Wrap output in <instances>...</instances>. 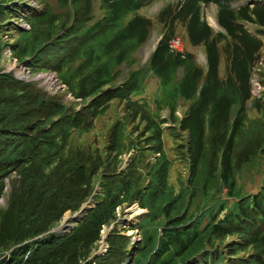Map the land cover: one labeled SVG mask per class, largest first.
Segmentation results:
<instances>
[{
    "label": "trees",
    "instance_id": "trees-1",
    "mask_svg": "<svg viewBox=\"0 0 264 264\" xmlns=\"http://www.w3.org/2000/svg\"><path fill=\"white\" fill-rule=\"evenodd\" d=\"M199 1V0H198ZM197 0H194L192 3H190V7L195 5L196 3H199ZM205 1V0H202ZM62 3H64V0H61ZM141 0H133L132 4H128L127 0H121V4L118 5L116 8V11L113 9L114 13H110V19L115 22L117 30L115 33H108L103 31H94V33H97L100 35V37L106 42L107 44V51L103 52L102 55L104 56H110L111 62L110 64L107 63V66L109 68L114 69L118 65V56H120V59H125L127 57L128 52L130 51V47L136 43L139 39H141L144 35V25L142 22L137 21L134 23L130 28L128 29H121L119 27V17H117L115 14L119 13L123 8L133 10L134 6H136ZM84 13L88 10V2L85 0L82 2V9ZM188 14L191 15L194 20L193 23H191L192 26V35L195 39H197L202 33H203V24L201 22V15L200 11H191L190 9L187 10ZM3 14H6V11L1 12L2 17ZM77 16H80V12H77ZM22 17V16H21ZM200 21V24H199ZM229 21V20H228ZM199 24L201 27L199 30L194 31L193 26L194 24ZM225 24L229 27L230 25L225 22ZM0 34H5V27H0ZM19 34L26 35L28 38H30L29 33H23L19 32ZM50 37V35L48 36ZM68 34H65L63 38L66 40V47L68 45L67 41ZM20 41V40H19ZM120 41L124 42V46L120 47ZM33 44L34 47L30 48V52H28L27 48H22L21 51L23 53H20V57L16 55H12L14 58L18 60V62L22 59V56H33L34 52L41 47L42 41H38L35 37H33ZM246 47L244 48L243 52L236 56L235 59V68L236 73L238 75L239 80L242 82L241 87L239 90H234V92H227L224 93L219 89V87L216 85L215 81L212 79L209 83V86L204 89V91L201 94V97L197 101V104L200 107H204L205 105L214 104V124L215 127H219L221 124L222 117L227 112L230 99L235 97H239L241 94H245L247 92V86L245 83V78L248 74V68L249 63L253 59L255 50L257 49V44L252 41L251 39L244 40ZM18 44V43H17ZM57 44V43H55ZM54 44V45H55ZM83 46V44H82ZM51 47H44L42 50H40L35 56H33V60H30L29 63H26L25 65L32 71H56L58 73L60 67L64 65L67 61H69L72 57L78 55V56H84L86 60V64L84 67H82L77 74H81L84 70V79L80 82L78 85L79 88V94L77 97L81 98L83 102L85 100L92 96L97 97L95 98L89 107L84 108V114L86 117H81L79 115H74L73 119H68L71 114H68V117H61L59 116L62 103L57 101H52L51 103H37L39 100V96L34 97L33 92L27 93L24 89H20V83L15 80H1L0 81V89L6 90L7 94L13 95L15 94L16 97L19 95V98L10 99L9 101L12 104H15V107H19L24 112H26L25 115H21L20 111L16 110L17 108H14V113H16L15 117L13 118V125L16 126L17 124L22 125L24 127V130H29L30 132L25 137V149L17 148L13 144L9 147L7 152V159L9 162H12L14 167H16V154L21 153L20 156V164L22 172L20 174L19 179L17 180L22 188L26 189L28 191V196L26 197L27 203H35L33 198L31 197L33 195V189L37 187L40 183L41 177H44V179H41L46 184H54L56 179H60L61 175L63 173V170L66 166H69V159L64 160L63 158V150L65 148V144L63 143L64 139L67 137L68 132L74 127L78 126L79 124L83 127L84 130H80L82 132L90 131L92 127V123L89 121L88 116H94L97 111L101 110L100 107L104 105V103L107 102L108 99H115L116 97L120 96H127L129 92L131 91L132 87H125L123 89L117 90L113 89L112 87L108 88L106 91L101 92V89L103 86L108 84L110 82L109 77V69L105 65L103 61H101L102 55L98 53L95 49L89 50L86 54H84V49H78L76 50V46H74L72 52L66 51L65 54H62L61 52H55L52 51V56L59 55L61 57H48L47 55V49ZM18 49V46L16 50ZM13 53V51H12ZM117 53V54H116ZM105 58V57H104ZM214 60V52H211V62ZM181 61L178 57L171 58L170 56V50L168 47L163 48L159 54L155 56V59L152 63L153 70L162 76L164 80H167L170 75L173 72L174 65L180 64ZM165 71H168V73H165ZM3 79V78H0ZM138 80V77L135 76L133 79V85H136V82ZM66 85L68 86V90L70 91V86L68 83V80L65 81ZM193 87L194 83H190L186 86L184 92L187 90V96L190 97L193 93ZM239 85L236 82H232V88H238ZM167 92L164 91V97L167 96ZM7 97V96H6ZM161 101L163 103H167V98H161ZM6 100H3V103H6ZM9 103V102H7ZM17 105V106H16ZM43 108V110H41ZM200 108V109H202ZM138 106L134 104H128L127 112L129 110L133 111V113L138 112ZM35 112V115H32L30 112ZM131 113V112H130ZM132 115V113H131ZM9 116V114L6 111H0V128L4 129L3 122L6 120V118ZM53 116V120L51 123H48V120ZM134 116V115H132ZM0 129V130H1ZM35 130H40V134L33 136L32 134L35 132ZM228 130H222V134L226 135ZM216 136H219L220 131L215 130ZM60 136V139H59ZM55 140H60L58 142H55ZM192 142H193V148H194V157H196L198 149L200 147L199 145V133L197 130H193L192 128ZM156 151H158V140L156 139ZM224 148H226L224 144ZM3 149L0 146V152H2ZM226 154H228L227 150L224 151ZM55 153V154H54ZM54 154V156H53ZM61 156L63 159V164L57 163L54 164V159ZM239 169L238 163L235 167V169L229 170V181L224 180L222 182L221 187H224V189L228 190L229 195L235 196L236 199H244L243 197L246 196V194H241L240 190L236 189L235 181L232 180V173L234 171H237ZM164 173V170H161V173L158 177L155 179V185H151L149 188H155L156 191L157 188L160 191H164L162 187H164V176L161 175ZM82 176L85 175V171L81 173ZM77 175V178L82 180L84 177ZM110 179L112 182H104L103 187L101 188V193L97 197L96 200H99L104 197H110L115 191H120L124 197V199H127L131 194V180H130V174L128 175H121L119 178L116 179ZM119 179V180H118ZM71 185H77V182L70 181ZM3 184V183H2ZM0 184V193L2 192V188L4 185ZM151 192L149 190L144 189V191L141 193L143 196L140 198V206L143 209L147 210V216L149 219L153 222H156L160 217L168 218L172 213L175 212L174 216L176 219L181 220L183 223H186L184 213V205L180 208V204L176 207V201L172 198L166 199L165 192ZM194 192V191H191ZM190 192V193H191ZM62 193L61 189H57L54 187L50 188V191L41 188V195H45V198L49 200V195H53L55 197V201L53 203L48 202L46 206H43L39 209H36V204L34 206V209L32 212L29 213V217H31L32 221H38L41 222V226L46 227L48 226V223H50L51 220H58L59 217L62 215V213L65 211V209L71 207L73 210L77 209L74 207V200H80L82 201L85 199L86 196L78 195L76 192L75 187L68 193V195L72 196V202L68 203L67 198L63 201H61L60 205L56 202L60 198V195ZM91 191H86L85 195H89ZM62 199V197H61ZM186 199V197L183 198V201ZM142 201H146L145 204L142 203ZM219 201L218 206L214 211H212V208L214 206V203L210 204L209 207L206 209V206H202L200 210V213L196 211V222L197 226L200 224V220L203 217H206L209 221L212 222L214 218L216 219H222L226 221L230 227L240 236V238L245 242L244 247H240L237 245L235 247L236 251L244 250L247 245L252 246L254 249L253 254V260H255V264H261L262 260L260 259V256H264V231H260L259 228L254 226H249L244 223H239V227L234 225V218H238L235 209L230 210H224L222 202ZM75 208V209H74ZM238 210L241 211L242 216H248L249 212L247 209V202L246 200L242 201V204L238 205ZM225 211V214L223 216H220L221 212ZM114 220V217L111 214L106 213H99V212H91L89 213L85 220L82 222V224L78 225V227L75 229L74 236L70 239H65L56 241L53 244H44L43 248L45 251H47L46 257L43 260L41 259V256H37L34 258L33 261H35L34 264H49L54 260V257L56 253L58 252L57 249L59 247H62L64 243H67L71 241V243H82L84 247L90 248L92 244L97 242L100 238V229L102 225H108L111 221ZM212 227V223L209 225L203 227V230L201 231L202 237L198 238V247L203 248V242L206 240L209 236H211L210 228ZM199 232V229H198ZM109 243L111 246L114 244V238L109 239ZM194 247L190 248L189 246H186L183 250L182 257L184 260L187 259V255L192 251ZM111 252V257L108 259V264H115V258L116 253L113 251ZM138 250L135 253L134 258L131 261V264H172L174 260L177 257V248L174 244H169L165 241L164 237L161 236L160 239L155 243L154 247L150 249L148 252H146L142 247H138ZM251 249V250H253ZM8 264H15L14 262L8 263Z\"/></svg>",
    "mask_w": 264,
    "mask_h": 264
},
{
    "label": "rangeland",
    "instance_id": "rangeland-1",
    "mask_svg": "<svg viewBox=\"0 0 264 264\" xmlns=\"http://www.w3.org/2000/svg\"><path fill=\"white\" fill-rule=\"evenodd\" d=\"M10 1V0H8ZM46 0H26L27 7H24L21 3V0H17L18 5L15 6V9H11L9 12L14 13V16L8 17L7 15H2L0 18V27H5V34L1 35L0 38L3 40V44H7V46H3L0 44V50L5 54V61L3 57L0 58V72H13V75L16 77L23 76V72L19 70L22 66L15 62L14 58H10V52L13 51V45L18 41V31H26L29 32V27L31 25L28 22V19H20L17 20L19 14H23L26 11H37V13H41L42 10L39 8ZM53 1V0H50ZM198 1V0H197ZM200 1V0H199ZM112 5L116 8L121 4V0H110ZM128 4H132L133 0H127ZM37 8V10H35ZM39 8V9H38ZM191 11H200V4L196 3L195 5L190 7ZM8 10V9H7ZM3 10L0 9V16ZM31 13V12H30ZM29 14V13H28ZM192 22L194 18L192 17ZM5 24L2 25L1 24ZM200 24V21H199ZM195 24L193 29L197 31L200 29V25ZM11 25V26H10ZM17 44V43H16ZM120 47L124 46V42L120 41ZM15 50V49H14ZM106 59L109 60V57L106 56ZM141 64H139L137 68H140ZM258 73L264 78V57L261 60L260 64L257 67ZM36 72V71H35ZM167 73V72H166ZM43 74H47L43 78V84L47 86H54L55 79L54 76H51L52 73L45 72ZM124 76H121L120 79H123ZM146 83V80L144 84ZM263 87L260 92V99L262 103H264V82ZM31 90L35 93L40 94L45 87L36 82L31 85ZM145 93H148V88L145 87ZM20 96L17 95L16 98ZM58 99L62 102H67L74 106V109L80 106V102L76 101L74 98L70 96L68 92H65L61 95H56L54 92L52 95L47 97L46 100H55ZM3 98L0 97V111H6L9 116L2 123L3 128L0 130V146H2L3 151L0 152V174L7 175L6 178L2 179L4 184L11 180V183H6L3 186L2 193L0 194V264H8L14 262L15 264H34V258L37 256H41L40 260H43L46 257L47 251L43 248L44 244H53L56 241L65 239H70L74 236L75 226L78 223V217L74 210L68 206L67 209L62 213L58 220H51L48 223V226H41V222L32 221L31 217H29V213L32 212L34 206L36 204V209H39L43 206H46L48 201L45 198V195H41V188H44L50 191L51 187L61 189L62 193L60 198L56 200L58 205H60L61 201L65 200L67 194L74 188H82L87 191H92L95 189L98 182H112L110 179L106 178L105 175L107 173L117 174L119 172L125 171L128 167H130V161L132 159H136L137 161H141L142 165L140 169L137 171L138 179L136 180V188L140 189L143 186V189L147 187L148 184V169L153 165L154 159L157 158L156 154L152 153L149 149L145 147V144L142 142L143 138L141 137L142 130H131L130 123L124 117V104L115 103L117 107H113L112 112L108 111L104 116L97 118L94 121V128L90 135L81 137L77 133H72L69 139L66 142L65 148L63 150V158L67 160L69 157L73 158L76 163L81 164V168L85 171V178L80 180L77 178L78 170H75V166H66L63 170L60 179H56L54 184H46L44 183L41 177L40 183L37 187L33 189V195L31 196L35 203H27L26 197L28 196V191L22 188L20 183L17 181L16 175L23 173L20 164V156L21 153L16 154V172L13 170L12 174V162H9L7 159V152L9 147L13 144L18 149H25V133L24 127L22 125L17 124L13 125L12 121L15 117L16 113H14V108L20 111L21 115H25L24 112L19 107H15V104H12L9 100H6L9 103H3ZM17 106V105H16ZM73 109V110H74ZM43 110V108L41 109ZM32 115H35V112H30ZM197 116H194L192 121H196ZM1 122V118H0ZM125 125V128H122ZM114 130V133H113ZM179 130L174 132L172 137L173 141L168 140L164 143V148L170 153L175 152L178 149H182L186 151L185 147L187 145V134L179 133ZM136 132L135 138L138 142L139 150L134 153V151H130L126 153V148L124 145H128L129 141L132 139L128 133ZM37 130L33 133V136L38 135ZM115 134H124L125 139H121V148L119 151V155L116 158H111V151L114 149V140L116 138ZM127 135V136H126ZM112 137V138H111ZM111 138V141H110ZM120 136L118 137V139ZM58 142V140H55ZM153 144V143H152ZM174 155V154H173ZM169 160L172 163V166L175 163V173L177 178H181L185 176V184L189 178V163L175 158L167 153ZM94 160H98L100 163L98 168H95L93 162ZM161 171H158L157 177ZM165 177L166 173L161 174ZM250 175H255L251 182L253 185L260 184V176L264 175V161L259 163ZM259 175V176H258ZM174 174L170 173L168 178V185L171 190V195L175 196L178 194L179 187L173 183ZM240 179H242L240 177ZM155 180V179H154ZM77 182V185H71V182ZM243 180H239L242 182ZM258 182V183H255ZM238 184V182H236ZM239 185V184H238ZM187 191V190H186ZM225 192V189L222 190ZM62 197V199H61ZM52 199L55 201L54 194L52 195ZM194 200V199H193ZM54 204V203H53ZM89 204H93V202H89V198L80 200H74V207L79 209L80 211L88 206ZM137 201L130 207L124 208V215L121 220V227H116L112 230L111 226L105 227L104 233L100 235V238L97 242L92 244L90 248L84 247L82 243H64L62 247L57 249V253L54 257V260L49 264H108V259L111 257V252L113 248L116 256L115 264H120L125 261L126 257H129L126 260V264H131L132 255L134 254L136 244L131 245L132 243L137 242L136 232H123V227L130 226V229L137 228V226L141 223L142 228L141 236L143 242L141 247L144 248L146 252L149 249L153 248V244L157 239V234L159 232L158 223L153 222L146 215V211H138L136 208ZM196 204L202 207L199 199L196 200ZM62 205H60L61 208ZM74 208V209H75ZM192 206L187 209V216L193 215L195 213H190ZM195 212L198 211L200 213L199 207L195 208ZM123 213H121L122 215ZM73 218V219H72ZM118 221V220H117ZM110 234H114V244L111 247H108V238L105 236L112 237ZM133 238V240H130ZM236 236L233 235L232 241H235ZM231 240L228 238L227 241ZM252 254L247 252H241L238 257L247 258Z\"/></svg>",
    "mask_w": 264,
    "mask_h": 264
},
{
    "label": "bare ground",
    "instance_id": "bare-ground-1",
    "mask_svg": "<svg viewBox=\"0 0 264 264\" xmlns=\"http://www.w3.org/2000/svg\"><path fill=\"white\" fill-rule=\"evenodd\" d=\"M135 209V208H134ZM139 213V211L136 212V214ZM73 219V218H72Z\"/></svg>",
    "mask_w": 264,
    "mask_h": 264
}]
</instances>
